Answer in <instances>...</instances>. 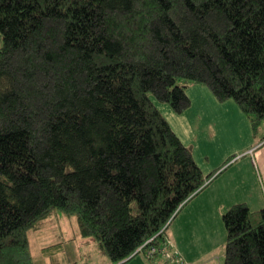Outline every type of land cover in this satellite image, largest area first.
Wrapping results in <instances>:
<instances>
[{"label": "trees", "instance_id": "16d2710c", "mask_svg": "<svg viewBox=\"0 0 264 264\" xmlns=\"http://www.w3.org/2000/svg\"><path fill=\"white\" fill-rule=\"evenodd\" d=\"M0 33V264L56 210L114 263L165 239L209 176L151 95L264 121V0H0ZM224 222V264H264V206Z\"/></svg>", "mask_w": 264, "mask_h": 264}, {"label": "rangeland", "instance_id": "374dc122", "mask_svg": "<svg viewBox=\"0 0 264 264\" xmlns=\"http://www.w3.org/2000/svg\"><path fill=\"white\" fill-rule=\"evenodd\" d=\"M2 46L0 33V48ZM193 87L188 88V93L195 96L193 107H197L203 98L201 87L212 90L206 84ZM151 98L185 144L191 147L209 178L205 187L171 220L165 239L159 242L160 246L166 241L171 244L166 251L158 252L152 259L142 252L126 264H224L227 242L224 214L235 203L249 201L253 209H261L264 204L263 187L258 183L259 178L264 182L262 169H257L253 156L244 151L257 135L264 139V121L255 131L241 108L242 116L233 112L225 116L219 108L214 111L208 104L205 107L214 122L211 127L207 120L197 121V115L184 114L188 110L177 113L169 102L154 95ZM230 101L236 104L233 99ZM40 223L39 228L30 231L35 264L113 263L97 243L84 242L86 238L80 233L76 216L56 210Z\"/></svg>", "mask_w": 264, "mask_h": 264}, {"label": "crops", "instance_id": "0c3cea01", "mask_svg": "<svg viewBox=\"0 0 264 264\" xmlns=\"http://www.w3.org/2000/svg\"><path fill=\"white\" fill-rule=\"evenodd\" d=\"M198 84L194 83L191 84L189 87L190 88H194L193 86H197ZM202 91V95L203 98L201 97V105L197 106V107H193L194 104V99L195 96L191 93L190 97H192V106L191 108L188 109L187 113L184 114H188L191 113V115H197V121H199V119L201 118L203 121H208L209 126L214 127V122L212 119V116L210 115V112L207 111L206 107L208 104H210L213 107V110L215 111L217 108H219V110L222 112V114H225V116H228L229 112H233L234 114H236L238 117L242 116L241 114V110L239 109L240 107L238 105H236L235 103H231L232 101H226V102H220L217 100V98L215 97V95L211 92L208 91L207 89L201 87L200 89ZM190 94V93H189ZM184 116V115H182ZM203 117H205L203 119ZM182 118V117H181ZM247 118V117H246ZM196 122V121H195ZM261 136L257 135L256 137L253 138V140L247 144V148L244 151L248 154L253 156L257 169L261 168L262 172H263V179H264V139L260 138ZM254 162V161H253ZM256 179H257V173H256ZM258 183L259 186L263 187V189L261 191H264V182L262 183L260 181V178L258 179ZM247 189H248V180H247ZM249 193V191H248ZM249 199V198H248ZM246 203H248L250 206V202L249 201H244ZM264 206V204L262 205ZM251 208L253 209V207L251 206ZM262 208V207H261ZM255 211L260 210V209H253ZM81 233V232H80ZM94 242L91 239L86 238L84 240V242ZM95 243V242H94ZM32 245V242H31ZM33 247V246H32ZM33 250V248H32ZM225 256V254H224ZM135 258V257H133ZM133 258H129L127 260H124L122 262H118V263H112V264H126L129 261H131ZM162 261V260H160Z\"/></svg>", "mask_w": 264, "mask_h": 264}, {"label": "built area", "instance_id": "2783aa9c", "mask_svg": "<svg viewBox=\"0 0 264 264\" xmlns=\"http://www.w3.org/2000/svg\"><path fill=\"white\" fill-rule=\"evenodd\" d=\"M154 238L148 240L145 244H143L137 252H144L147 253V256L150 258H153L158 252H165L167 247L171 245L168 241L164 243L163 246H160L159 244H154L151 246H148V244L153 240ZM147 248V249H146Z\"/></svg>", "mask_w": 264, "mask_h": 264}, {"label": "bare ground", "instance_id": "6f19581e", "mask_svg": "<svg viewBox=\"0 0 264 264\" xmlns=\"http://www.w3.org/2000/svg\"><path fill=\"white\" fill-rule=\"evenodd\" d=\"M225 250H226V248H225ZM225 263V262H224Z\"/></svg>", "mask_w": 264, "mask_h": 264}]
</instances>
